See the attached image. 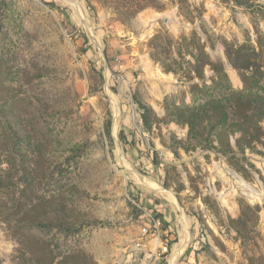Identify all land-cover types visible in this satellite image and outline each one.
<instances>
[{"label": "rangeland", "instance_id": "1", "mask_svg": "<svg viewBox=\"0 0 264 264\" xmlns=\"http://www.w3.org/2000/svg\"><path fill=\"white\" fill-rule=\"evenodd\" d=\"M0 264H264V0H0Z\"/></svg>", "mask_w": 264, "mask_h": 264}, {"label": "trees", "instance_id": "2", "mask_svg": "<svg viewBox=\"0 0 264 264\" xmlns=\"http://www.w3.org/2000/svg\"><path fill=\"white\" fill-rule=\"evenodd\" d=\"M141 109L144 111L143 120L145 122V125L147 126L149 124V121H150V119L148 117L149 110L146 106H143V105L141 106ZM184 123H186L190 127V133L195 132V129L199 128L198 131L196 132V136L199 137L200 127L204 124V121H202V119L200 118L199 115H197L195 113H191V115L186 117Z\"/></svg>", "mask_w": 264, "mask_h": 264}, {"label": "built area", "instance_id": "3", "mask_svg": "<svg viewBox=\"0 0 264 264\" xmlns=\"http://www.w3.org/2000/svg\"><path fill=\"white\" fill-rule=\"evenodd\" d=\"M161 226H162V221L161 220H154V229L156 231V234L160 233ZM144 232H147V230H144ZM164 251L168 252V249L165 248Z\"/></svg>", "mask_w": 264, "mask_h": 264}, {"label": "bare ground", "instance_id": "4", "mask_svg": "<svg viewBox=\"0 0 264 264\" xmlns=\"http://www.w3.org/2000/svg\"><path fill=\"white\" fill-rule=\"evenodd\" d=\"M183 220H184V218H183ZM184 225H185V228H186V229H185L186 239H184V240L187 241V232H188V231H187V227H186L185 221H184ZM186 231H187V232H186ZM184 247H185V245H184ZM182 251H183V250H182ZM176 255H179V254H176ZM176 257H177V256H174V257L172 258V263L175 261Z\"/></svg>", "mask_w": 264, "mask_h": 264}]
</instances>
